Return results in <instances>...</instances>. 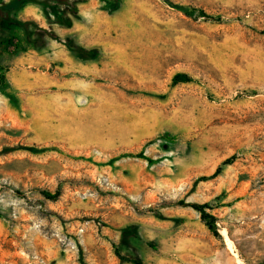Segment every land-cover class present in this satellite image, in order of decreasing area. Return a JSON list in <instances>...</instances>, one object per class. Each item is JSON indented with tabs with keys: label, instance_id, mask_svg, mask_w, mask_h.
<instances>
[{
	"label": "rangeland",
	"instance_id": "rangeland-1",
	"mask_svg": "<svg viewBox=\"0 0 264 264\" xmlns=\"http://www.w3.org/2000/svg\"><path fill=\"white\" fill-rule=\"evenodd\" d=\"M42 7L0 27V264L263 263L264 0H83L70 31Z\"/></svg>",
	"mask_w": 264,
	"mask_h": 264
},
{
	"label": "trees",
	"instance_id": "trees-1",
	"mask_svg": "<svg viewBox=\"0 0 264 264\" xmlns=\"http://www.w3.org/2000/svg\"><path fill=\"white\" fill-rule=\"evenodd\" d=\"M51 2H54V4H52ZM69 2L70 0H45L44 2H41L40 0H10L8 2L1 1L0 2V27L4 30H15V31L23 29L26 31V35L31 38L32 34L29 31V27L32 25H36V24L34 22L22 21L19 18V13L28 5L34 4L38 6H41V5L44 6V8L42 7V9L48 19H54L55 20L54 22L58 24L59 26L70 29L73 27L74 22L76 20H79L80 16H79L78 5L82 3L83 0H74L70 4ZM64 3L70 6L62 10V8H60L59 5L64 4ZM189 16H192V14H189ZM201 16L206 17L204 12H201ZM41 33L49 36L52 40H56L60 43L62 42L61 39L57 35H55L53 32H49L47 30H41ZM43 34H39V37L43 38ZM35 44H33V47L35 49H38L34 46ZM64 45L67 47L68 51L75 59H85V58L96 59L99 55L98 50L96 49L87 50L77 45L75 41L72 40L71 38L67 39ZM0 80L3 83H6V76L3 74H0ZM190 81H191L190 78L186 74H177L174 77L175 83H187ZM25 149L31 152H34V153L37 152L36 148H25ZM129 157H134V158L144 160L148 162L150 165H153L156 163L155 160L145 155L144 152H141L136 155L130 154ZM233 162H234V157H231L225 160L222 163V165L219 168H217V170L212 175L202 177L201 181H209V180L217 178L222 173L223 167L230 166L231 164H233ZM59 195H60L59 192H56L54 195L47 194L50 200L58 199ZM179 205L192 208L196 212L200 213L202 220L205 222L208 229L215 236H218L217 219L213 215L208 213V210L210 209L208 204L180 202ZM149 245L150 247L155 249V246L153 244H149ZM116 254L121 261H126L131 264H143L142 260L139 259L138 257L126 258L118 250H116ZM261 264H264V262Z\"/></svg>",
	"mask_w": 264,
	"mask_h": 264
},
{
	"label": "crops",
	"instance_id": "crops-1",
	"mask_svg": "<svg viewBox=\"0 0 264 264\" xmlns=\"http://www.w3.org/2000/svg\"><path fill=\"white\" fill-rule=\"evenodd\" d=\"M77 21V20H76ZM73 29V27L72 28H70V29H67V31H70V30H72ZM70 35H73V32H70ZM81 47H83V48H85V49H87V50H94V49H96V48H89V47H86V46H84V45H82ZM70 57H73L71 54H70Z\"/></svg>",
	"mask_w": 264,
	"mask_h": 264
},
{
	"label": "bare ground",
	"instance_id": "bare-ground-1",
	"mask_svg": "<svg viewBox=\"0 0 264 264\" xmlns=\"http://www.w3.org/2000/svg\"><path fill=\"white\" fill-rule=\"evenodd\" d=\"M226 231H227V230H226ZM226 231H224L223 234H224V236L227 238V240L229 241L230 245L232 246V241H231L230 238L228 237Z\"/></svg>",
	"mask_w": 264,
	"mask_h": 264
}]
</instances>
